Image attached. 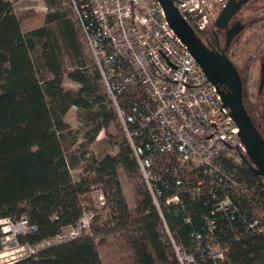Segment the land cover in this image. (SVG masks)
I'll list each match as a JSON object with an SVG mask.
<instances>
[{
	"label": "trees",
	"instance_id": "1",
	"mask_svg": "<svg viewBox=\"0 0 264 264\" xmlns=\"http://www.w3.org/2000/svg\"><path fill=\"white\" fill-rule=\"evenodd\" d=\"M44 2L42 23L25 29L12 0H0V237L2 219L18 221L23 215L36 230L20 234L21 245L36 246L57 236L64 227L76 225L86 211L93 214L92 230L7 264H183L175 242L194 247L199 234L207 235L211 218L216 237L226 247V264H264V231H244V222L252 217L264 223V176L238 153H224L223 164L254 187L250 199L233 195L232 209L213 211L224 193L216 190L214 195L183 193V201L159 207L108 97L83 25L70 15L71 1ZM254 10L247 18L260 14ZM214 26L215 19L197 32L204 39L212 36ZM263 51L249 57L262 58V73ZM242 77L245 105L264 134V74L258 89ZM67 81L75 86H67ZM48 89L62 97L64 109L76 107V125L65 118ZM121 98L125 107L136 99L129 93ZM102 131L113 151L100 153L91 147ZM146 139L138 136L136 141L144 145ZM158 157L161 164L169 163L165 154ZM200 176L190 163L181 170L189 186ZM176 180L164 174L156 182L160 194L174 191ZM97 190L104 197L101 205L95 203Z\"/></svg>",
	"mask_w": 264,
	"mask_h": 264
},
{
	"label": "built area",
	"instance_id": "2",
	"mask_svg": "<svg viewBox=\"0 0 264 264\" xmlns=\"http://www.w3.org/2000/svg\"><path fill=\"white\" fill-rule=\"evenodd\" d=\"M70 1L155 203L161 207L163 202L183 201V193L214 195L216 190H222L224 193L215 201L213 211L227 212L234 207L233 195L250 199L248 195L254 187L247 179H237L233 169L222 162L224 153L247 155V147L239 136L240 128L217 85L170 25L161 2ZM175 3L197 30H205L228 0H175ZM124 93L136 97L127 107L121 98ZM138 136L147 137L144 145L136 141ZM159 153L165 154L169 163L161 164ZM188 163L198 168L201 175L191 186L181 178V170ZM164 174L177 176V180L176 189L162 196L156 182L162 181ZM92 220L93 214L86 211L76 225L64 227L62 233L40 245L91 232ZM1 224V244L10 241L21 245L18 236L36 230L26 215L18 221L4 218ZM214 225L215 220L209 219L207 235L199 234V241L192 248L175 242L183 264H203V258L213 259V264H226V247L216 237ZM244 225L245 232L264 231V223L257 216Z\"/></svg>",
	"mask_w": 264,
	"mask_h": 264
},
{
	"label": "water",
	"instance_id": "3",
	"mask_svg": "<svg viewBox=\"0 0 264 264\" xmlns=\"http://www.w3.org/2000/svg\"><path fill=\"white\" fill-rule=\"evenodd\" d=\"M164 7L167 19L176 33L187 44L207 77L217 85L224 104L230 108L231 115L238 124L239 136L247 147L244 161L257 174L264 176V134L255 124L244 102V80L238 67L225 50L215 49L198 34L194 25L183 15L175 0H159ZM237 0H228L221 10L228 20L235 11ZM228 4H230L228 6ZM230 35L227 36V43Z\"/></svg>",
	"mask_w": 264,
	"mask_h": 264
},
{
	"label": "rangeland",
	"instance_id": "4",
	"mask_svg": "<svg viewBox=\"0 0 264 264\" xmlns=\"http://www.w3.org/2000/svg\"><path fill=\"white\" fill-rule=\"evenodd\" d=\"M13 7L16 11L23 15V28H30L37 26L42 23L44 12L47 10V6L44 0H12ZM255 8L260 10V14L254 15L252 19H249L251 15L254 14ZM73 19L75 15L70 14ZM247 16H249L247 18ZM237 18L243 19L246 26L242 33V37L238 42V61L243 65L242 75L249 78V81L254 85V88L258 89L260 78L262 75L261 59L257 61H252L249 57L257 56L264 50V0H250L237 15ZM264 52V51H263ZM67 86H75V83L71 81L66 82ZM47 93L55 97L58 102L65 118L76 125V107H71L70 109H64L62 105V97L48 89ZM113 127H111L112 130ZM106 132L102 131L91 147L96 149L97 152H104L106 150L113 151V148L107 147ZM124 189L127 197L131 200V194L129 191L128 184L126 180L123 183ZM104 201L103 194L100 190L96 191L95 203L101 205ZM4 225V224H3ZM6 238V237H5ZM40 247V246H39ZM38 246H32L36 251L39 249ZM33 253L31 249L25 245H16L14 242H4L1 244L0 249V264H7L14 260H17L27 254Z\"/></svg>",
	"mask_w": 264,
	"mask_h": 264
},
{
	"label": "flooded vegetation",
	"instance_id": "5",
	"mask_svg": "<svg viewBox=\"0 0 264 264\" xmlns=\"http://www.w3.org/2000/svg\"><path fill=\"white\" fill-rule=\"evenodd\" d=\"M249 1L250 0H237L235 4V11L228 20H225L226 13L221 15V11H219L215 18V26L212 31V36L210 35L204 37V40L209 44V46L215 49L225 50L235 65L237 64L239 67H243V65L240 64L237 58V55L239 54L237 46L239 40L242 37L241 35L245 29L246 23L243 21V19L237 18V15L240 14L242 8ZM229 5L230 4H228V6ZM228 35H230L229 43H227ZM263 74L264 73H262V75Z\"/></svg>",
	"mask_w": 264,
	"mask_h": 264
},
{
	"label": "bare ground",
	"instance_id": "6",
	"mask_svg": "<svg viewBox=\"0 0 264 264\" xmlns=\"http://www.w3.org/2000/svg\"><path fill=\"white\" fill-rule=\"evenodd\" d=\"M27 245V244H26ZM31 246V245H30ZM36 246H40V247H42V245H40V243L38 244V245H36ZM32 247V246H31ZM35 250L33 249V250H31V252H34Z\"/></svg>",
	"mask_w": 264,
	"mask_h": 264
}]
</instances>
